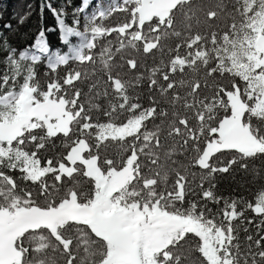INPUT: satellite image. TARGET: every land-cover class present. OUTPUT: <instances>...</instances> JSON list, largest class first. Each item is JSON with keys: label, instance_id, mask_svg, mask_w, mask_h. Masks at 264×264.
<instances>
[{"label": "snow or ice", "instance_id": "1", "mask_svg": "<svg viewBox=\"0 0 264 264\" xmlns=\"http://www.w3.org/2000/svg\"><path fill=\"white\" fill-rule=\"evenodd\" d=\"M71 3L0 24V264H264V0Z\"/></svg>", "mask_w": 264, "mask_h": 264}, {"label": "trees", "instance_id": "2", "mask_svg": "<svg viewBox=\"0 0 264 264\" xmlns=\"http://www.w3.org/2000/svg\"><path fill=\"white\" fill-rule=\"evenodd\" d=\"M79 3H80V0H72L71 7L73 8L77 6ZM28 4H31L34 9H38L40 0H0V8H2L0 9V14L3 15V20H0V24L10 19L14 12L26 10V5ZM37 22H38V18H37L36 12H34L31 19L25 25V28L29 30H34ZM13 24L15 25V21H13ZM43 24L45 26L54 25V19L51 13L48 12L47 10H45V13H44ZM48 38H49L50 43L54 47L59 43L57 39V33L55 32L49 33Z\"/></svg>", "mask_w": 264, "mask_h": 264}, {"label": "rangeland", "instance_id": "3", "mask_svg": "<svg viewBox=\"0 0 264 264\" xmlns=\"http://www.w3.org/2000/svg\"><path fill=\"white\" fill-rule=\"evenodd\" d=\"M52 4L56 7L60 6L61 4H67V0H52ZM2 9V8H0ZM67 12H68V17H67V22H71L72 16H71V12H72V7L71 5L67 7Z\"/></svg>", "mask_w": 264, "mask_h": 264}]
</instances>
